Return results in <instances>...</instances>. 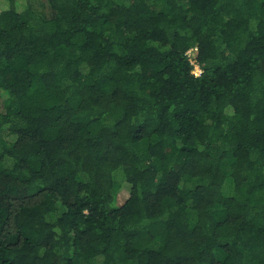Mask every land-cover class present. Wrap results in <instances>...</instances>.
<instances>
[{
	"label": "trees",
	"instance_id": "16d2710c",
	"mask_svg": "<svg viewBox=\"0 0 264 264\" xmlns=\"http://www.w3.org/2000/svg\"><path fill=\"white\" fill-rule=\"evenodd\" d=\"M0 104V264H264V0H0Z\"/></svg>",
	"mask_w": 264,
	"mask_h": 264
},
{
	"label": "rangeland",
	"instance_id": "374dc122",
	"mask_svg": "<svg viewBox=\"0 0 264 264\" xmlns=\"http://www.w3.org/2000/svg\"><path fill=\"white\" fill-rule=\"evenodd\" d=\"M188 55H190V60H192L194 63H195V65H198L196 62H195V60L193 59V54H192V52H189L188 53ZM199 66V65H198ZM0 109H2V107H1V104H0ZM5 163L6 164H10L11 163V161L10 160H6L5 161ZM120 176V180H121V187H120V189H119V192H118V202L121 204V203H123V201L128 197V195H129V185L123 180V178H122V176L121 175H119Z\"/></svg>",
	"mask_w": 264,
	"mask_h": 264
},
{
	"label": "built area",
	"instance_id": "2783aa9c",
	"mask_svg": "<svg viewBox=\"0 0 264 264\" xmlns=\"http://www.w3.org/2000/svg\"><path fill=\"white\" fill-rule=\"evenodd\" d=\"M190 52V50L187 52V54ZM190 62L193 64V69H192V73L196 76L200 75L202 72V67L195 65V63L190 60Z\"/></svg>",
	"mask_w": 264,
	"mask_h": 264
}]
</instances>
